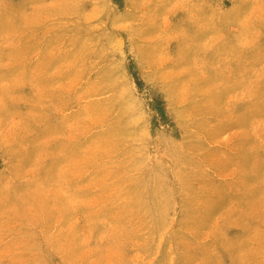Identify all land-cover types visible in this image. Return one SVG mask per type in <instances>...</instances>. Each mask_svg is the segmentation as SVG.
Segmentation results:
<instances>
[{
	"label": "rangeland",
	"instance_id": "1",
	"mask_svg": "<svg viewBox=\"0 0 264 264\" xmlns=\"http://www.w3.org/2000/svg\"><path fill=\"white\" fill-rule=\"evenodd\" d=\"M0 264H264V0H0Z\"/></svg>",
	"mask_w": 264,
	"mask_h": 264
}]
</instances>
